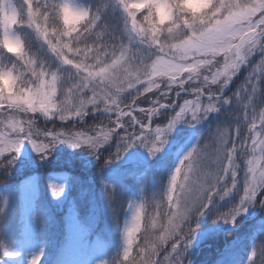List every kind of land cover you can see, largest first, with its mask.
<instances>
[{"label":"rangeland","instance_id":"rangeland-1","mask_svg":"<svg viewBox=\"0 0 264 264\" xmlns=\"http://www.w3.org/2000/svg\"><path fill=\"white\" fill-rule=\"evenodd\" d=\"M10 2L13 3L14 7H16L13 0H10ZM33 2L51 3L53 0H33ZM75 2L81 4L78 0H75ZM263 17L264 13H258L255 17H253L252 22L255 23ZM35 23L38 24V21ZM246 25L248 26V24ZM84 29L85 28H81L79 33H74L73 37L80 36L81 31L84 35ZM34 31L38 33L40 42L44 44L45 42L42 40L43 37L35 26ZM95 35L96 36L92 43H87V40L84 39L76 41L68 36L62 38L65 43L71 42L74 49L79 48L81 50L80 55L74 58V63L84 61L82 63V67L84 69L87 68L86 71L88 73L89 71L93 73L99 72L101 65H97L94 68L88 67L89 65L95 64L96 56L94 54L96 49L100 50L99 52L101 54L100 58L102 63L106 58H112V63L113 55L116 54V45H118L120 42V40H116V38H110L108 36L103 37V35L100 32L98 33L97 30ZM98 35L101 37L100 39H97ZM257 41V43H260L263 40L257 39ZM59 42L60 41L58 40L56 44ZM233 43L239 45L240 39H235ZM127 44L128 36L126 43L122 45ZM85 48L90 50L87 53L89 59L86 61L84 60L85 53L83 51ZM247 49L248 45H245V51ZM254 49L255 48H252L251 50ZM133 50L138 54H142V60H144L145 56L149 58V54L153 56L150 59L152 63H149L148 59L139 63L138 66L145 64L149 66L146 71L140 70L138 72L139 79H136V75L134 74L133 76L129 77V79L125 80L122 74L109 71L108 73L102 74L100 76L93 75L95 78L99 79L96 80L92 78L93 83H88L85 80L83 81L81 77L78 80H75L70 74L67 75L66 80L65 74L62 71V67L53 68L50 63L46 62V59L32 56V58L36 61L37 70L39 71L40 69H43L49 74L43 77L42 80H39V85L37 87H35V84H32V81L28 79L30 84L28 87L31 89H37L43 83L44 91L49 94H51L53 87H55V96L53 97V102L55 103L56 107L53 108L49 105L47 112L43 110L33 112L30 109L26 112H32L33 114L38 115L39 118H42L46 121V124L48 122L53 123L57 121H61L63 123H67L69 120L75 121L80 116V118L83 116H88L89 113L87 110H90L91 107H97L96 110L102 108V104H100V102L102 101V98H104L102 91L105 92V87H113L114 91L122 90L124 89L125 84H132L135 81H139V83L141 81L146 82L144 87L145 95L149 96L151 93L159 92V95L149 96L150 102L155 103L156 106H159L162 103H170L168 100L162 99V91L166 90L170 93H174L175 96V94L179 93L180 89L177 88L178 90L176 89L174 92L171 85L173 80L171 81L168 76L153 73L150 66L155 61L156 57H162L165 61L172 60L175 63L185 64H192L193 62L191 59L180 61L179 58H175L173 56L170 57L166 54L161 53V55L159 53L156 55L153 54L154 48L148 49L143 45L135 47ZM64 52H66L65 55L69 56L70 59H73V54L71 52H68L67 49H65ZM104 53H107V55H104ZM120 54L121 53L115 55V57L118 59ZM128 55L129 52L125 51L124 56L128 57ZM104 66H107V64ZM68 67L71 68L73 65L67 66V71ZM215 71L216 70H214L212 73L210 71L205 73L201 69L200 79L203 80L204 75H209L211 77ZM51 73H57L58 79L55 85L52 83ZM188 76L189 73L185 72L183 75L177 78H182L184 79L183 81H188ZM177 78L173 83H177ZM196 79L198 78L196 77ZM64 81H67V83L65 82L66 84H63ZM68 81L72 83L69 87ZM204 83L207 84L205 81ZM156 84H159L160 86L156 87ZM207 87H210V84H208ZM117 93L118 92L116 91V97L118 98V101L110 100L112 102L108 104L109 107L106 106L102 112V117L106 118L104 122L100 124L95 123L93 124L94 127H86L83 130L72 129L69 131V133L67 129H59L55 131H48L43 134L41 129L38 131L35 128L38 127V123L29 125L28 121H26L27 123L24 121L19 122L18 120L21 118L22 113H14L12 116L0 117V125L3 124L8 128L7 130H4L0 127V158L7 155L10 151H13V153L9 154H14V156L19 157V163L17 164L16 159L14 160V158H8V160L11 162L13 167L16 165V169L19 171V174L15 179H19L20 183L19 221H21V230L19 236H17V241L13 245H7V243L0 241V244L2 245V247H0V251L4 252L7 259L5 261L0 259L2 264H28L30 258L37 254H42L40 264H45L46 254L44 249L38 247L35 241V224L37 221L36 201L38 200L41 192L42 177L46 181V185L50 194V198L47 199V203L50 205L49 208L51 210H55V212L58 210L61 211L62 209L65 210L66 204H68V214L66 215L67 221L65 222L67 229V241H65V243L62 245V248L59 250L58 254L53 255L55 257L53 258L52 264H103L105 252L100 240L95 236L91 237L89 235L91 234L92 230H85L79 224L75 202L69 196L70 185L68 172L67 170H64V166L79 160L82 166L89 168L90 166L96 164L100 151L102 152L104 149H107L108 151L114 149L116 153L114 154L113 160L115 161L118 158V161H113L114 166L110 170V174L104 177L103 186L108 190L115 189L117 185V179L122 177L125 170V168L120 166V159L125 158L129 160L131 155L136 154L139 151L132 140L123 137L117 138V142L111 144V142L114 140L113 134L115 130L119 129L123 123H126L125 119L121 118L123 112L117 115V119L114 118L116 109L113 108L112 105H114V103L119 105V98H121V96H119ZM200 105L201 101H196L195 98H190L181 104L180 109L176 111V113L173 112L171 114L170 121L180 118V116L186 111L189 113L195 112L200 108ZM211 105L215 106L214 103ZM64 106H67L69 111H61ZM129 107L130 109L142 113L140 122L143 124V126H145V121H148L149 123V117L153 110V104L148 105L145 97L138 99V101H134L133 106ZM37 108H40V100L37 103ZM170 109L176 110L177 104L172 105ZM208 109L209 106H205L204 110ZM20 111L24 112L22 110ZM77 112H81L82 114L77 115ZM62 115L64 116L63 119L61 118ZM135 117L137 119L139 114H135ZM231 117H233V114ZM244 118H249L248 112H246L243 118L240 116H234L232 121L234 124H237L243 122L242 120H244ZM133 119L128 121V125L133 124ZM169 123L163 125V127L158 126L159 128L157 129H151V131L155 130V133L158 132L159 139L164 137V143L150 147L143 153V156L141 157L144 165L149 166V159L151 157H154L157 162L161 161L162 163H166L170 154L173 153V165L167 192L166 194H163L162 198H160L155 192V199L152 202L155 210V213L152 216V233L155 235L156 231H159L158 234H156L152 239V248L160 247L161 249H164L165 247L167 248L170 243L171 244L170 247L166 249L165 256L161 258L159 255H156L154 262H151V264H186L189 251L193 250L197 245H200L201 241H203L211 231H215L213 222L211 225L198 227L199 216H203L204 221V219L212 213L208 201H211V197L214 194L215 185L218 181L222 182L224 179H226L231 172H233L232 175H234L236 171H241L240 165L238 164L241 163V161H238V152L241 147L248 146L249 144L253 145L255 143L253 152L257 151L259 153L262 151L261 148L263 147L264 142V138H261L259 135H257L254 137V142L251 141V138L249 137L245 138V140L239 144L235 142L231 145H227V130L212 132L213 135L209 136L210 127H199L198 129H193L194 126H189L191 123H188L185 125L186 129L184 128L187 130L185 134H191V137L184 144H182L181 148L179 149L176 148L177 146L175 145L179 140L176 142L174 141V130H169V125H171ZM17 125H22V134L18 131H13V128ZM26 129L36 132L37 135L31 134L28 131L24 133ZM189 129L193 130L189 131ZM143 137L144 134L139 133L135 138L142 140ZM17 140L23 141L24 143L20 152L14 151L15 142ZM33 140L37 145H40L41 148H43V145H48L47 152L44 153L43 151H36L32 146ZM170 142L173 145L169 147ZM73 143H76L78 146L73 147ZM125 145H128V147L121 154L122 146L124 147ZM79 149L80 153L77 152ZM193 149H195V151H193ZM233 149H235V152H233ZM189 153H191V156L188 160H185L184 157L188 156ZM263 153L264 151H262L260 154ZM252 154L253 153H251L250 156H246L248 157L247 165H250L254 161L251 156ZM180 159H183V164L179 162ZM229 160L232 161V166H229ZM245 160L246 158H243V162ZM56 161L58 164H56ZM259 161L261 160L259 159ZM40 163H52L53 165H61L62 167H60V169L53 168V171L49 170L48 168L44 170L43 168H38ZM6 165L8 164L6 163ZM261 166L262 167L260 171H257L255 167L251 166L247 172L249 174V181H252V188L248 189L246 194L253 198L245 199L243 203L246 205V207H243L242 205L237 207V210L235 211V213H237V215H235V220L242 213L249 211V209H255L256 202L261 196V193L264 191V159L261 161ZM8 168L10 171V168L12 167ZM176 168L180 169L179 174H177L175 170ZM173 177L176 178L175 190L172 188ZM242 182H244V180ZM137 183L139 191L131 200L130 205V209L135 213V221L129 222L127 225V229L129 231L133 228H135V231L132 233L131 237L126 236V233L123 232V236L121 237V249L123 251L122 257L125 256L126 250H128L129 255L133 253V247L139 240V235L142 228V213L146 208V204L142 200V195L147 191V175L144 173L139 175L137 177ZM241 186V184L238 185L237 189H239ZM234 187L235 186H233V188ZM227 189L225 191L229 192V189ZM5 197H7V200H5ZM91 202L92 209H94V206L97 205V199H92ZM8 203L9 195L6 194L5 190L0 189V208L2 207L0 210V217L2 214H5V211H7ZM105 213L108 215V222L105 224L104 228L110 233V237H113L118 229L117 222L119 218L115 209L104 205V207H101L100 209L98 208V210H92V214L96 215L92 221L97 220L98 215L101 219H103V215ZM233 213L234 212L229 211L226 214L219 215L222 217V220L220 221V228L225 225V219L231 221L230 217L233 215ZM56 216L58 217V215ZM129 216L130 210L127 217L125 218V221L129 218ZM112 218L113 220L114 218H117L116 223L110 222ZM257 221L259 223L264 222V215L259 217ZM2 223L3 221L0 220V226H2ZM129 241H131V244H129ZM242 241L243 238L238 236L228 242V246L226 248L228 249V258H235L242 246ZM177 245H179V247H174ZM6 253H11V255H6ZM250 256L254 257L252 253Z\"/></svg>","mask_w":264,"mask_h":264},{"label":"trees","instance_id":"trees-1","mask_svg":"<svg viewBox=\"0 0 264 264\" xmlns=\"http://www.w3.org/2000/svg\"><path fill=\"white\" fill-rule=\"evenodd\" d=\"M79 1L85 6H90L94 11L97 8H100L102 5V0ZM13 2L21 17H24L25 19V26L18 25L16 30L25 37L29 50L31 51L33 56L46 59V62L50 63L53 68L62 67V71L65 74L66 80L68 74L72 75L75 80H78L81 77L83 81L85 80L88 83H93L92 78L99 80L94 76L89 78L88 72L84 70L83 67H81V70L79 72L75 69L74 66L71 68L68 67L67 71L66 68L70 65L66 63L62 64L61 58L56 57L55 54L51 52L50 47H48L46 43L42 44L40 42L38 33L34 31V26L32 28L27 26V24L29 23L28 8L26 4L28 3V0H13ZM109 2L110 0H105V3ZM58 3L59 0H53V2L51 3L32 2L33 11L40 14L35 22L38 21V24L41 25V27H46L49 33H51L54 27V14L56 12V10L55 12H53L51 5H58ZM2 4L3 0H0V5ZM49 13H52V15L50 16L47 25H44L42 16L49 15ZM247 27L248 26L245 24L244 28ZM261 27L264 28V26ZM96 30L98 31V33L100 32L103 37L108 36L110 38H116V40H120L119 44L116 45L115 55L121 53L122 49L120 46L126 43L127 35L123 16L118 8L110 6L106 12L102 13L96 26L92 29L91 32H85L83 35L81 31V39L87 40V43H92L96 36ZM257 31H259V29H257ZM257 39H262L263 41L256 44V46L254 47L255 49L251 50V54H249L248 46L246 55L247 63H244L241 66L240 72L233 77L230 88L223 95H211V97L207 96L206 93H219L224 91L223 84L226 82V77H221V83L219 84H212L210 82L205 84L204 81L200 79L201 74L197 77L198 79H188L186 83L183 82L184 79L182 78H177V83L172 82L171 85L174 92L177 88H185L187 90H192L193 92L182 93L179 95L178 106L176 110L170 108H162L158 110V112L154 115L152 128L157 129L159 128L158 126L163 127V125H166L170 122L169 124L173 125L171 129L174 130L173 139L175 142L179 140L178 143H180L188 136V134H185L187 132V130H185V125L188 123H191V125L189 126H194L193 129H198L199 127H210L209 136L213 135L212 132L227 130L229 136H227V145H231L235 142L239 144L240 142H243L245 138L249 137L251 138L250 140L253 141L254 137L257 135H259L261 138H264V123H261V121L264 120V47H261V45H264V38L257 36ZM57 42L58 40H53V43ZM159 53L166 54L170 57L173 56L175 58H179L178 54L175 53L174 50H165L163 53L154 48L153 54L157 55ZM226 56L233 57V52L228 51L227 53H222L214 58L211 56H204L197 57V59H212L214 61V64L208 66V68L211 69L210 72L212 73L217 68H219L221 71L224 70ZM128 57H131L133 66H138L141 61L147 59L149 63H152L150 59L153 56L149 54V58L145 56L144 60H142V54H138L133 50L132 53H129ZM68 58L70 59L69 56ZM111 59L112 58L104 59L102 64H110ZM0 61L5 64L16 63L15 58L9 56L3 51H0ZM191 61L195 63V59H191ZM229 63H231V60H229ZM208 68L202 70L206 73L209 71ZM18 70L23 71L26 75L27 81L28 79L31 80V83L35 84V87L39 85V80H37L36 76L33 75L31 71H29L26 63L23 65V67L18 66ZM170 80L172 81V78H170ZM65 82L67 83V81H64L63 84H66ZM71 84L72 83L68 81V87ZM130 84L131 83L125 84L124 89L122 90H116L118 92L117 94L121 96V98H119V105H116V103L112 105V107L116 109L114 118L117 119V115L123 112L121 118H124L126 123H123L121 128L115 130L113 134L114 140L111 142V144L116 143L117 138L123 137L132 140L139 151L138 153H136L137 155H131L129 160L125 158L120 159V166L125 168V170L122 177L117 179V185L115 189L108 190L103 186L105 175L110 174V170L114 166L113 159L114 154L116 153L114 149L110 151H108L107 149H104L102 152L100 151L99 158L97 159L96 164L90 166L89 168L82 166L79 160L66 165L68 167L70 175L69 178L71 182V194L76 198V202L85 225H89V218L92 210H98V208L100 209L101 207H104V205L115 209L118 213L119 218L117 223L119 224V228L115 232L113 237H110V233L104 228L105 224L108 222L107 213L103 215V219L101 220V223L97 228V232L101 235V240L106 248L105 264H151V262H154L156 255H159V257L163 258L165 256L166 249H168L171 244L170 243L169 246L167 248L165 247L164 249H161L160 247L152 248V239L159 232L156 231L155 235L154 233H152V216L155 213L152 202L155 199V192L157 193V195H159L160 198H162L163 196L168 181V172L171 164L170 158L166 163H162L161 161L157 162L154 157H151L149 159V166H145L141 160L143 153L147 149L153 147L154 145L163 144L164 137L162 139H159L158 132L155 133V130L151 131L145 128L143 124L140 125L132 122L133 124L128 125V121L132 120L133 116L130 114L124 115V113H126L128 110L132 111L136 115L138 113L139 117H137V120L140 121L142 113L130 109L129 106H133L134 101H138V99L145 97L147 100V104H153L154 109L156 104L150 102L149 96L159 95V92L151 93L149 96L145 95V81H141L140 83L139 81H135L131 84L133 86H129ZM208 84H210V87H207ZM28 85L30 84L28 83ZM198 88H203V91H200ZM116 91H114L113 87H105V92L102 91V95L104 96V98H102V101L100 102V104H102V108L96 110L97 107H91L90 110H87L89 113L88 116H83L82 118H80V116L75 121L69 120L68 131L69 128L83 130L86 127H94L93 124L95 123L100 124L104 122L106 118L102 117V112L104 111L106 106H108V104L112 102L110 100L118 101V98L116 97ZM162 92V99L168 100L171 104L174 103L176 94L174 96V93H170L166 90ZM190 98H195L196 101H201L200 108L192 113L186 111L180 116V118L170 121L171 114L173 112L176 113V111L180 109L181 104H183ZM228 101H230V103H228ZM212 103L215 104V107L218 108L219 111L204 110L205 106H209ZM19 111L20 110L18 109L9 110L8 105L5 104L2 109H0V117L12 116L14 113H19ZM246 112H248L249 118H244V120H242L243 122L234 124L232 118L234 116H240L241 118H243ZM29 113L26 115V117L28 116V124L34 125L35 120H33V117L35 118V116ZM194 113L197 117L196 119H193ZM232 114L233 117H231ZM23 121L27 123L25 119H21V122ZM144 123H147V121H145ZM50 125L51 124H49V126ZM0 127L4 130L8 129L3 124H1ZM193 129H189V131H192ZM20 130H23L22 125H17L13 128V131L20 132ZM25 131H27V129ZM139 133H143L145 139L144 137L142 140L136 139L135 137ZM254 144H249L248 146L241 147L239 149L238 161H241V163L238 164L240 165L241 171H236L234 175H232L233 172H231L228 177L222 182H217L214 188V194L211 197V203H209V207H211L212 213L207 216L204 221L203 216H199L198 227H205L211 225V223L213 222L215 231H211L210 234H208L201 243L202 245H204L210 242L212 243V246L206 245L201 247V249H198L197 247L189 251L187 260L194 259L193 264H227L226 260L222 259V256H224L225 254L220 253V251H217L216 248H220L224 244V237H226L227 240L230 241L238 236L243 238V244L240 252L235 257L232 264H242L245 260L247 251L252 247H254L256 251V257L254 258V262L252 264H264V222L259 223L257 221L259 217L264 215V208L260 215L255 218L246 220L238 229L229 230L225 233V235L223 234L222 230H218L224 228V226L230 223H225V225L220 228V221L222 220V217H220L219 215L226 214L229 211L235 212L237 210V207L242 205V201H245V195L248 189L252 188V181H249V174L247 173L249 168L253 166L257 171L261 170V161L264 159V153H260L264 151V142L263 147L261 148L262 151H260L259 153L257 151L253 152ZM172 145L173 144H171L170 142L169 147ZM127 147L128 145H125L124 147L122 146L121 154L127 149ZM77 152L80 153V149ZM9 153H13V151H10ZM9 153L3 156V159H0V163L2 161L6 162L8 164V167H12L10 168V171L14 172L11 174L10 172H8L9 170L6 171L4 167L0 166V188L7 189V193L9 195L7 211L4 212V215H1L0 220L3 221L5 225L7 224V226H10L13 224V222H15L14 218L17 217L19 211V198L17 197L18 187L14 184L13 181L18 170L16 169V165L13 167L11 165V162H9L8 160V158H14V160L16 159V161H19V157ZM251 153H253L251 156L254 161L250 165H247L248 157L246 156H250ZM243 158H246L244 162ZM259 159L261 161H259ZM117 161L118 158L114 162ZM56 164H58L57 161ZM140 171H146L148 177V188L144 195L146 208L143 212L142 228L140 231L139 240L133 247V253L131 255H128V258H125L122 257L120 252H118L117 247L121 235V226L124 222L123 219L129 204V198L130 196H132L136 188V183L134 182L136 173L134 172L138 173ZM243 180L244 182H242ZM240 184L242 186L237 189L238 185ZM233 186L235 187L233 188ZM227 188L229 189V192L225 191ZM42 190L43 193L41 195L40 202L44 201V198L47 196V190L44 183L42 184ZM263 196L264 191L263 193H261V196L257 200L255 208L261 204ZM95 198L97 199V205H95L94 209H92L91 200H94ZM38 205L39 223L37 227V234L39 240H43L46 234L49 235L50 232H56L58 230L59 226L62 224V219L57 221L54 215H50L48 217L47 214L49 213V209L46 208V210L48 211L45 212V207L42 206L41 203H38ZM251 211L252 208L247 212ZM246 213H242L235 220V223H240ZM114 221L116 222L117 218H114ZM8 229L13 228L3 229L2 236L5 234V232L8 233ZM16 232L17 230H15V234ZM6 238L7 237H5V239Z\"/></svg>","mask_w":264,"mask_h":264},{"label":"clouds","instance_id":"clouds-1","mask_svg":"<svg viewBox=\"0 0 264 264\" xmlns=\"http://www.w3.org/2000/svg\"><path fill=\"white\" fill-rule=\"evenodd\" d=\"M110 6L118 8L123 16L128 36V44L121 46L123 52L132 53L133 48L143 45L148 49L156 48L160 52H164L166 49L174 50L180 61L195 59V63L185 64L175 63L172 60L165 61L162 57H156L150 66L152 72L157 73L161 65H167V70L162 75L172 78L173 82L184 72L189 73L187 78L189 80L198 77L201 74V69L213 65L214 61L212 59H197V57L211 56L214 58L225 53V36L228 33L240 31L245 24L249 25L258 13H264V0H110L109 3L102 0L101 7L95 11L90 6L76 3L75 0H59L54 14V33L42 40L56 57L61 58L62 64L73 65L79 72L80 64L84 61L74 63V58L80 55L77 48L74 49L73 46L71 49L65 48V42L60 39L58 47L54 50L48 41L58 40V37H73V34L79 33L81 28L93 24L94 18L97 16L100 18ZM27 8L29 21L27 26L33 27L30 23L32 4L28 2ZM18 25L25 26L24 17H21L10 0H4V3L0 5V51L15 58L16 63L5 64L0 61V107L7 104L9 107L19 108L22 111L30 109L35 112L39 102L36 91L28 87L29 82L26 75L23 71L18 70V66L23 67L26 63L29 68L28 61L31 60L33 65L36 61L32 58L25 37L16 30ZM207 37H214L211 44L205 43ZM244 48L245 44L242 43L240 47L233 49V57H225L224 70L221 71L217 68L211 77L204 75L203 80L206 83L219 84L221 77H226L223 87L227 88L228 83L240 72L241 64L247 63L242 54ZM65 49L73 54V59L70 61L65 55ZM249 54H251L250 50ZM94 55L96 56L95 64L88 67L94 68L97 65H102L98 49ZM87 59L89 56L86 54L84 60ZM148 67L146 64L138 67L133 66L131 57L123 55L120 63H113L109 71L122 74L125 80L134 74L136 79H139L138 72L146 71ZM208 70L211 71L210 68ZM97 73L89 71L88 76L89 78L93 75L100 76ZM36 79L39 78L36 77ZM183 82L186 83L187 80ZM155 86L159 87L160 85L156 84ZM61 111L66 112L69 109L64 106ZM179 162L183 163V159H180ZM177 169L175 170L177 171ZM129 210L130 216L125 221L124 229L126 236H130V231L127 229L128 223L135 221V213L131 209ZM230 218L232 224L235 225V215H231ZM224 222L228 223L229 221L225 219ZM36 256L40 257L38 262L34 259ZM41 259L40 254L34 255L28 264H40Z\"/></svg>","mask_w":264,"mask_h":264},{"label":"snow or ice","instance_id":"snow-or-ice-1","mask_svg":"<svg viewBox=\"0 0 264 264\" xmlns=\"http://www.w3.org/2000/svg\"><path fill=\"white\" fill-rule=\"evenodd\" d=\"M28 2L32 4L33 0H28ZM51 7L53 9V12H55V10L57 9L58 5H51ZM39 15H40L39 13L32 11L31 12L30 23L37 28V30L41 33L43 38H47V37L51 36L54 33V28L52 29L51 33H49V31L46 29V27H41V25L36 24L35 21H36V19H37V17ZM51 15H52V13H49V15H46V16H42V20H43L44 25H47ZM99 19L100 18L98 16L96 18H94L93 24H91L88 27H86L84 29V31L85 32H91L92 29L96 26V24H97ZM261 26H264V18L259 19L255 23L251 22L248 25L247 28H243V29H241L238 32L228 33L225 36V40H224V51H225V53H227L228 51H232L235 48L240 47V45L242 43L245 44V45H248L249 46V50L251 51V49L254 48L256 46L257 42H258L257 41V36H259L261 38H264V28H262ZM257 29H259V31H257ZM62 38L63 37H58L57 39L60 40ZM71 38L76 40V41H79L81 39L80 36L71 37ZM100 38L101 37L98 35L97 39H100ZM235 39H240V44L239 45H236V44L233 43V41ZM213 40H214V37H207L205 39V43L206 44H211L213 42ZM48 43H49V45L51 47H53L54 50L56 49V47H58V45L56 43H53V40H49ZM261 47H264V45H261ZM65 48L71 49L72 48V43L71 42L65 43ZM76 50H78L79 53L81 52V50L79 48H77ZM83 51H84L85 56H86V54L90 50L85 48ZM95 51H97V49ZM104 55H107V53H104ZM123 55H124L123 49H122L120 57L118 59L115 57V55H113L112 63L107 64V66H104L102 64L100 66V69H99V72L97 73V75H101V74H104V73L108 72L110 67H111V65L113 63L119 64L121 59L123 58ZM69 61H70V59H69ZM28 63H29V71H31L33 75L38 77L39 78L38 80H42L43 77H45V76H47L49 74V73L45 72L43 69H40L38 71L36 63H35V65H33V62L31 60H29ZM80 67H82V64H80ZM166 70H167V65H161L159 67V69H158L156 74L162 75L163 72L166 71ZM51 76H52V83H53V85H55V83H56V81L58 79L57 73H51ZM35 91H36L37 98L40 100V108L39 109L36 108L35 111L43 110V111L47 112L49 105L51 107H53V108L56 107L55 103L53 102V97L55 96V87H53L51 94H49V93L44 91V87H43V83H42L40 85V87L35 89ZM93 102H95V101H93ZM228 103H230V101H228ZM0 108H2V107H0ZM217 110H219V109L216 108L214 105H209L208 111H217ZM76 114L77 115H81L82 113L81 112H77ZM61 118L63 119L64 116L62 115ZM196 118L197 117H196V115L194 113L193 114V119H196ZM262 123H264V120H262ZM172 127H173V125H169V130H171ZM23 144H24L23 141L17 140L15 142L14 151L15 152H20ZM32 146L38 152L43 151L44 153H46L47 149H48V145H43V148H41V146L37 145L34 140L32 141ZM72 146L73 147H77L78 145L76 143H73ZM193 151H195V149H193ZM233 152H235V149H233ZM190 156H191V153H189L188 156H185L184 159L188 160ZM183 163H184V161H183ZM183 163H181V164H183ZM228 163H229V166H232V161L231 160H229ZM176 172H177V174H179L180 169L178 168ZM175 187H176V178L173 177V181H172L173 190H175ZM251 198H253V197H249L246 194L245 199H251ZM208 203H211V201H208ZM242 206L246 207V205H244L243 201H242ZM233 215H237V213L234 212ZM170 225H171V221H170ZM134 231H135V228L130 230V237H131V235H132V233ZM129 244H131V241H129ZM177 247H179V245H177ZM142 251H143V249H142ZM6 255H11V253H6ZM40 255H42V254H40ZM128 255H129L128 250H126L125 251V258H128ZM253 255H255V253H253ZM39 258H40L39 256H36L34 259H35V261L38 262ZM0 264H2V262H0Z\"/></svg>","mask_w":264,"mask_h":264}]
</instances>
